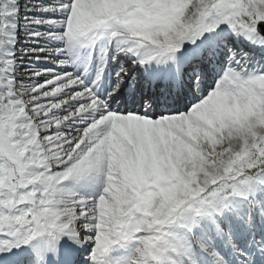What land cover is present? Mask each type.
<instances>
[{
  "label": "snow or ice",
  "instance_id": "6c2138e0",
  "mask_svg": "<svg viewBox=\"0 0 264 264\" xmlns=\"http://www.w3.org/2000/svg\"><path fill=\"white\" fill-rule=\"evenodd\" d=\"M0 264H264V0H0Z\"/></svg>",
  "mask_w": 264,
  "mask_h": 264
}]
</instances>
